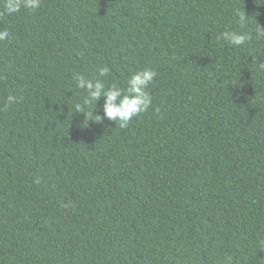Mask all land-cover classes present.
<instances>
[{
	"label": "trees",
	"instance_id": "obj_1",
	"mask_svg": "<svg viewBox=\"0 0 264 264\" xmlns=\"http://www.w3.org/2000/svg\"><path fill=\"white\" fill-rule=\"evenodd\" d=\"M259 24L264 0H42L0 16V264H264ZM226 30L253 39L234 47ZM145 68L153 105L126 128L74 112L75 74L126 88Z\"/></svg>",
	"mask_w": 264,
	"mask_h": 264
},
{
	"label": "clouds",
	"instance_id": "obj_2",
	"mask_svg": "<svg viewBox=\"0 0 264 264\" xmlns=\"http://www.w3.org/2000/svg\"><path fill=\"white\" fill-rule=\"evenodd\" d=\"M2 9H0V16L14 15L19 13L22 9H26L32 12L37 11L41 5L42 0H0ZM238 22L241 29L248 23L251 16L246 12H236ZM260 25V24H259ZM11 33L7 29L0 30V42L11 38ZM221 39L227 41L234 47L243 46L246 42H250L253 39V34L246 31H233L226 30L220 34ZM255 38L257 40L264 39V27L260 25L255 31ZM110 69L105 67L98 68L100 77H107ZM157 73L151 68H145L144 70L133 73L127 81V87L121 88L117 84L113 83L107 88L105 82L96 79L91 80L86 78L82 74H75L74 80L76 81V87L84 90L86 96L82 103L75 104V111L78 113H86V120H95L97 122L102 119H107L118 124L121 128H126L133 118L138 117L142 112H146L153 105V96L149 91V85L155 79ZM104 97L103 104V117L93 115V110L96 109L98 101ZM19 100H23V96L19 97ZM18 102V97L13 94H9L6 97L4 108L7 109ZM95 102L94 109L90 112L88 107ZM157 112L160 110L157 108ZM225 264H232V258L226 256Z\"/></svg>",
	"mask_w": 264,
	"mask_h": 264
}]
</instances>
